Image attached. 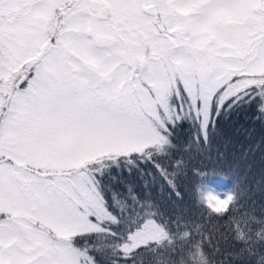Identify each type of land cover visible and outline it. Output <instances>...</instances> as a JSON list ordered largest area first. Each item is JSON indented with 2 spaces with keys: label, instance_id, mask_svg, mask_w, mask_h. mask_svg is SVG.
Here are the masks:
<instances>
[{
  "label": "snow or ice",
  "instance_id": "6c2138e0",
  "mask_svg": "<svg viewBox=\"0 0 264 264\" xmlns=\"http://www.w3.org/2000/svg\"><path fill=\"white\" fill-rule=\"evenodd\" d=\"M243 105L264 117V0H0V264H233L264 249V217L237 219L204 178L227 248L212 217L173 228L109 188L146 164L174 187L183 161L159 160L175 128L190 120L207 143Z\"/></svg>",
  "mask_w": 264,
  "mask_h": 264
},
{
  "label": "trees",
  "instance_id": "16d2710c",
  "mask_svg": "<svg viewBox=\"0 0 264 264\" xmlns=\"http://www.w3.org/2000/svg\"><path fill=\"white\" fill-rule=\"evenodd\" d=\"M193 133L189 123L184 122L176 127L173 137L176 150L159 160L165 168H171L177 159L183 161L181 170L173 175L174 187L170 186L171 181L161 177L155 167L146 164L141 166L140 172L119 174L118 179L122 182H111L110 191L123 199L127 195L126 188L134 184V192L142 200L154 203L164 220L172 221L173 228L177 219L200 221L201 217L210 216L211 222L207 219L202 221L205 232L211 236L213 244L219 241L221 248H227L228 245L221 239L222 234L228 231L223 227L226 222L217 219L218 215L226 213L208 211L200 200L198 187L202 178L207 184L213 180L222 181L232 192L234 202H239V211L233 210L237 219H240L241 213L247 215L244 219L249 223H252V215L264 217V117L260 116L254 105H243L217 120L215 127L209 130L207 143L202 139L194 142ZM153 177L157 180L155 187L151 188L147 183ZM111 210L120 214L115 207ZM252 227L255 229L259 225L252 223ZM94 254L99 264H105L104 255ZM260 254H264V249L257 248L255 254H245L242 261L233 264H255ZM199 259L200 264H206L203 255ZM141 260L143 264H153L154 257L150 253H143L138 258V264Z\"/></svg>",
  "mask_w": 264,
  "mask_h": 264
},
{
  "label": "rangeland",
  "instance_id": "374dc122",
  "mask_svg": "<svg viewBox=\"0 0 264 264\" xmlns=\"http://www.w3.org/2000/svg\"><path fill=\"white\" fill-rule=\"evenodd\" d=\"M186 123H189V126L191 127V130L194 132L193 134H195V137L197 136V127H196V125L195 124H193L192 123V121H185ZM156 180H157V178H154L153 177V179L150 181V182H148L147 184H149L150 186H152L151 188H153V187H155V185H156ZM122 182V180L121 181H119V179H118V183H121ZM114 183H116V181H113V184ZM208 185L210 186V187H213L215 190H216V192L218 193V194H220V198L221 199H223L224 198V195L226 194V193H231L232 194V192H230V189L227 187V185H226V183H224V182H222V181H210L209 183H208ZM131 188H134L135 187V185L134 184H131V186H130ZM109 188H110V190H111V185H109ZM115 191H116V189H115ZM198 195H199V193H198ZM197 195V196H198ZM197 196H195V198H197ZM165 199L167 200V195L165 196ZM198 199V198H197ZM164 200V199H163ZM204 205V207L208 210V211H210V212H212L211 211V209H209V208H207L206 207V204H203ZM212 213H214V212H212Z\"/></svg>",
  "mask_w": 264,
  "mask_h": 264
}]
</instances>
